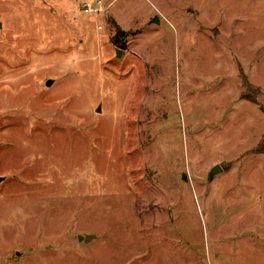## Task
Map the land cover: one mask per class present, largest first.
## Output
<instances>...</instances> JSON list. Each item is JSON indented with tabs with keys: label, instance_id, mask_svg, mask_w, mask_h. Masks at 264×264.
<instances>
[{
	"label": "rangeland",
	"instance_id": "obj_1",
	"mask_svg": "<svg viewBox=\"0 0 264 264\" xmlns=\"http://www.w3.org/2000/svg\"><path fill=\"white\" fill-rule=\"evenodd\" d=\"M263 138L264 0H0V264H264Z\"/></svg>",
	"mask_w": 264,
	"mask_h": 264
},
{
	"label": "water",
	"instance_id": "obj_2",
	"mask_svg": "<svg viewBox=\"0 0 264 264\" xmlns=\"http://www.w3.org/2000/svg\"><path fill=\"white\" fill-rule=\"evenodd\" d=\"M121 52H122V51H121L120 49L117 50V55H118V57L121 56ZM52 82H53L52 80H49V81L47 82V85H51ZM219 168H220V166L214 168L213 171L211 172V175H210V176L212 177V175L218 173L217 171H218ZM2 180H3V179L0 178V182H1ZM92 238H93L92 235H86L85 237H84V236H80L79 239H80L81 241L84 240L85 242H89Z\"/></svg>",
	"mask_w": 264,
	"mask_h": 264
},
{
	"label": "trees",
	"instance_id": "obj_3",
	"mask_svg": "<svg viewBox=\"0 0 264 264\" xmlns=\"http://www.w3.org/2000/svg\"><path fill=\"white\" fill-rule=\"evenodd\" d=\"M123 34H125L124 31L121 30V29H118L117 34H115V36L113 38L115 40V42L118 43L120 41V39H121ZM258 151L260 153H264V138H263V140L261 141V143H260V145L258 147Z\"/></svg>",
	"mask_w": 264,
	"mask_h": 264
},
{
	"label": "built area",
	"instance_id": "obj_4",
	"mask_svg": "<svg viewBox=\"0 0 264 264\" xmlns=\"http://www.w3.org/2000/svg\"><path fill=\"white\" fill-rule=\"evenodd\" d=\"M99 3V5H101V1H99L98 2ZM87 11H93V8H92V6L89 4V3H87ZM101 8H97V10L99 11Z\"/></svg>",
	"mask_w": 264,
	"mask_h": 264
}]
</instances>
